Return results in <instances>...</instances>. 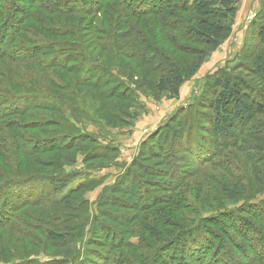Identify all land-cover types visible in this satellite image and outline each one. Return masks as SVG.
<instances>
[{
	"label": "rangeland",
	"instance_id": "1",
	"mask_svg": "<svg viewBox=\"0 0 264 264\" xmlns=\"http://www.w3.org/2000/svg\"><path fill=\"white\" fill-rule=\"evenodd\" d=\"M193 1L178 0L188 13L169 17L173 0H41L40 4L49 2L58 11L67 6L74 10L65 19L49 16L58 25L67 24L72 41L82 36L79 48L67 45L78 63L76 70H82L70 74L72 81L89 72L90 82L106 84L104 90L113 88L117 94L125 92L130 99L128 103L107 100L77 86L72 93L77 111L67 110L69 124L62 130L39 128L29 136L28 148L35 145L48 153L35 157L41 163L29 166L26 161L18 168L14 175L27 182L11 191L20 194L21 202L27 198L36 206L15 214L11 223L15 229L0 227V264H145L138 255L146 252L145 242L153 243L150 229L167 247L161 255L164 259L174 252L176 245L169 244L177 234L206 238L213 250L227 252L224 258L230 264H249L250 248L260 245L253 239L264 245V112L239 133L236 142L227 144L212 138L209 124L213 114L209 106L218 92L215 80L223 73L245 80L254 103L264 98V79L255 71V59L262 53L258 34L264 30V0L240 1L232 33L217 50L187 35L195 25ZM23 2L20 6L26 9L28 0ZM40 17L44 16L40 13ZM92 27L98 28L99 36L92 34ZM68 53L52 45V58ZM125 54L135 57L128 59ZM163 54L185 78L182 99L180 93L175 98L157 90L158 82L165 79L156 71ZM202 55L206 60L196 69ZM145 109L153 116L166 109L171 112L161 116L157 125L143 128L132 147L123 136ZM119 146L122 158L120 152H111ZM101 154L108 159H94ZM65 182L67 187L58 192ZM152 203L155 220L147 212ZM160 212L167 225L158 218ZM49 230L67 232L75 239L66 246L52 244L46 239Z\"/></svg>",
	"mask_w": 264,
	"mask_h": 264
},
{
	"label": "trees",
	"instance_id": "2",
	"mask_svg": "<svg viewBox=\"0 0 264 264\" xmlns=\"http://www.w3.org/2000/svg\"><path fill=\"white\" fill-rule=\"evenodd\" d=\"M108 1L114 2L115 0ZM240 1L194 0L191 12L195 25L187 32V35L194 36L200 43L217 50L232 33L231 24L236 18ZM40 2L41 0H28L26 9H23L20 6V4H25L23 0H0V227L2 228L7 226L15 229L16 226L11 225L12 219H15V214L20 212L21 208L36 206V202L33 200L30 203L29 199L24 198L21 202L20 196H18L20 194L14 190L12 193L13 187L19 184L24 186L27 182V180L20 179V176L14 174L26 161L29 166H35V164L42 162L35 160V157L48 152L39 151L41 149L35 145L28 148V138L35 135V130L39 128L48 130L51 126H57L62 130V125L69 124L67 110H71V113L77 111L73 104L75 100H73L72 94L76 91L77 86L86 87L107 100L121 99L128 103L130 99L128 94L124 95L125 92L117 94L116 89L113 88L110 91L104 90L106 84H101L98 81L90 82L92 78H88L89 72H86L83 78L72 81L70 76L77 75L82 70H76L75 67L78 63L76 60H72L67 45L72 44L79 48L82 44V36L78 37L77 35L72 41L67 24L58 25L49 16L58 14L59 17L65 19V17H70L74 10L67 6L64 11H58L51 7L49 2L46 4H40ZM173 2L175 7L167 13L169 17L176 16L178 12L188 13L189 9L184 4L179 3L178 0H173ZM123 5L128 6L126 10H130L128 3H123ZM40 13L44 17H40ZM151 15L156 16L157 13L153 12ZM57 21L60 22L61 20L57 19ZM163 24H165L164 27L168 26L165 22ZM92 29V34H96V37L100 35L98 28L92 27ZM100 32L102 31L100 30ZM46 35L59 40L62 39V42H46L47 39L45 38H50ZM93 37L95 40L92 42H96L97 38ZM32 38H37L43 42H35ZM258 39L262 46V53L258 54L255 59V71L264 79V30H260ZM53 44L62 47L63 50L67 49L69 53L62 54L63 56L59 58H52ZM183 50L185 51V49ZM123 54L121 53L117 58ZM125 56L128 59L135 57L131 54H125ZM205 60L206 56H200L195 65L196 69L201 67ZM156 71H160L165 77L158 82L157 90L160 93L170 92L173 97H178L179 90L185 83V78L178 65L172 62L170 57L163 54L158 60ZM44 81L46 83L42 84ZM118 85H120V81ZM40 86L42 87L41 90L44 88L46 91L44 89L41 91ZM217 89L216 97L209 106L213 113L209 117L211 136L215 141L222 144L236 142L239 133L242 130H247L257 114L264 112V98L261 103H254L249 94L251 88L247 82L240 77H231L224 73L215 80L214 90ZM35 98H38V104H33ZM27 102L33 105L25 107L29 104ZM5 106L7 108L3 109ZM20 106L23 108L19 110ZM52 115L57 117L53 118ZM41 133L44 134L46 131ZM146 143L144 146L147 145ZM64 148H60L58 151L69 149ZM111 152L119 153L120 151L113 148ZM94 159L107 160L108 157L106 154H101L94 156ZM174 183L179 185L180 180L175 178ZM67 185L66 182L61 183L58 192L64 190ZM9 193L14 199L9 196ZM41 198H38L39 201ZM18 201L20 204L17 203ZM175 204L178 203L175 202ZM149 205L147 212H152L155 220L157 213L154 212L153 207L149 208L153 203ZM162 217L164 215L160 212L158 218L164 225H167V222L162 221ZM194 227L191 229L193 230ZM147 233H149V241H153V243L148 246L145 242L146 252L138 255L144 259L145 264H167V261L170 264H225L227 261L224 258L227 252L221 253L216 248L213 250L211 243L206 238L195 237L192 233L174 236L169 245H176V248L171 255L164 259L161 255L167 247L161 246L160 240L154 238L151 229ZM69 235L67 232L49 230L46 232V239L52 244L66 246L70 240L75 239L74 237L70 238ZM244 241H246L245 238ZM253 241L260 245L258 248L255 246L250 248L253 256L248 259L249 264H264V245L260 239H253ZM127 246L130 247L131 244H127ZM226 264H230V262Z\"/></svg>",
	"mask_w": 264,
	"mask_h": 264
},
{
	"label": "crops",
	"instance_id": "3",
	"mask_svg": "<svg viewBox=\"0 0 264 264\" xmlns=\"http://www.w3.org/2000/svg\"><path fill=\"white\" fill-rule=\"evenodd\" d=\"M180 94H181V99H182L183 94H184V90L182 88L180 90ZM168 108H172V107H168ZM145 110H146V112H144L142 117H140L139 120L136 121L135 127L131 131H128V132L126 131L125 135L123 136L124 139H129V140H125V141H130L132 147L135 146L136 143L138 142V139H137L138 135H140V132L142 131L143 128L147 129V126L152 125V123H153V125H157L158 123H160V121L162 119L161 116H163V115L165 116L168 112H171L170 109H166L164 112L157 113L155 116H153L151 113H150V115H147V109H145ZM148 114H149V112H148ZM119 151H120V158H122L123 153H122V148L120 146H119ZM135 151H136V149L134 147L133 153Z\"/></svg>",
	"mask_w": 264,
	"mask_h": 264
}]
</instances>
